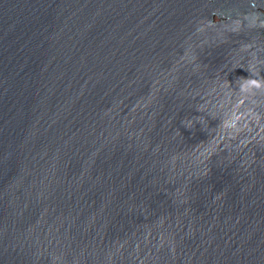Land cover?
Masks as SVG:
<instances>
[{
    "label": "water",
    "instance_id": "water-1",
    "mask_svg": "<svg viewBox=\"0 0 264 264\" xmlns=\"http://www.w3.org/2000/svg\"><path fill=\"white\" fill-rule=\"evenodd\" d=\"M240 77L264 0H0V264H264Z\"/></svg>",
    "mask_w": 264,
    "mask_h": 264
},
{
    "label": "clouds",
    "instance_id": "clouds-1",
    "mask_svg": "<svg viewBox=\"0 0 264 264\" xmlns=\"http://www.w3.org/2000/svg\"><path fill=\"white\" fill-rule=\"evenodd\" d=\"M238 80L242 81L240 85L241 91H246L248 88L252 87L254 84L256 87H264V84H260L259 82H254L248 78L245 79L243 77H240L238 78ZM182 124H183V121H182ZM190 125H191V122H189V125L186 127H190Z\"/></svg>",
    "mask_w": 264,
    "mask_h": 264
}]
</instances>
